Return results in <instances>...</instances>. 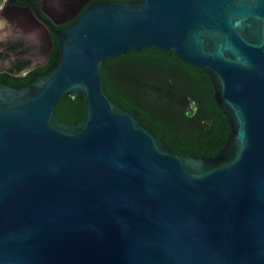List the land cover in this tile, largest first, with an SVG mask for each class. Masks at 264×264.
Returning a JSON list of instances; mask_svg holds the SVG:
<instances>
[{
  "label": "water",
  "instance_id": "1",
  "mask_svg": "<svg viewBox=\"0 0 264 264\" xmlns=\"http://www.w3.org/2000/svg\"><path fill=\"white\" fill-rule=\"evenodd\" d=\"M59 62L0 82V264H264V0H102L64 29ZM143 48L211 78L229 135L174 151L103 89ZM64 95L82 120L59 122Z\"/></svg>",
  "mask_w": 264,
  "mask_h": 264
},
{
  "label": "trees",
  "instance_id": "2",
  "mask_svg": "<svg viewBox=\"0 0 264 264\" xmlns=\"http://www.w3.org/2000/svg\"><path fill=\"white\" fill-rule=\"evenodd\" d=\"M76 18L59 27L70 26ZM58 50L54 37L43 65L23 75L14 69L0 71V82L15 88L28 85L56 67ZM102 76L110 99L134 113L174 151L184 156L212 157L224 146L230 131L228 118L216 105L211 78L203 69L173 53L143 48L105 61ZM85 112L83 95H64L54 115L59 122L70 124L82 120Z\"/></svg>",
  "mask_w": 264,
  "mask_h": 264
},
{
  "label": "flooded vegetation",
  "instance_id": "3",
  "mask_svg": "<svg viewBox=\"0 0 264 264\" xmlns=\"http://www.w3.org/2000/svg\"><path fill=\"white\" fill-rule=\"evenodd\" d=\"M99 1L102 0H59V2H61L60 7L62 8V11H60V13L57 15V17L60 19L58 21L55 20L54 14L49 13V11L44 7V0H4L0 5V14L6 20L12 22V24L15 23L16 25H20L21 22H24L25 24L33 23L35 26L39 27L40 34L41 36H44V42H46L45 51L47 61L53 48L54 37H56L51 27L53 26L56 29H62L59 26L64 25L70 20L76 18L82 10ZM16 53L21 55L25 52L21 53L18 51ZM16 56L18 57V55ZM44 63L33 64L32 61L30 62L27 59H19L8 69H14V71L21 74V71L27 73L28 71L36 68L37 66L43 65Z\"/></svg>",
  "mask_w": 264,
  "mask_h": 264
},
{
  "label": "rangeland",
  "instance_id": "4",
  "mask_svg": "<svg viewBox=\"0 0 264 264\" xmlns=\"http://www.w3.org/2000/svg\"><path fill=\"white\" fill-rule=\"evenodd\" d=\"M3 1L0 0V5ZM43 5L49 13L54 14L56 21L60 20L57 17L62 11L59 0H44ZM39 30V27L33 23L12 24L0 14V71L8 69L19 59H27L33 64L46 61V42H44V36H41ZM18 51L25 53L19 55L16 53ZM20 73L23 75L25 72L21 71Z\"/></svg>",
  "mask_w": 264,
  "mask_h": 264
}]
</instances>
